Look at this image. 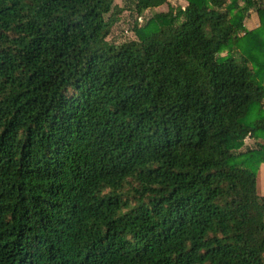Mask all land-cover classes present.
Listing matches in <instances>:
<instances>
[{"label": "trees", "instance_id": "obj_1", "mask_svg": "<svg viewBox=\"0 0 264 264\" xmlns=\"http://www.w3.org/2000/svg\"><path fill=\"white\" fill-rule=\"evenodd\" d=\"M168 1L0 0V264H264V0Z\"/></svg>", "mask_w": 264, "mask_h": 264}, {"label": "rangeland", "instance_id": "obj_2", "mask_svg": "<svg viewBox=\"0 0 264 264\" xmlns=\"http://www.w3.org/2000/svg\"><path fill=\"white\" fill-rule=\"evenodd\" d=\"M114 1L116 4L120 6L126 3V0H114ZM186 3H187L186 0H169L167 3L159 7L145 10L141 14H136L134 11L130 9H125L120 13L118 21L113 25L108 39L115 43H120L122 41L130 40V39H136V35L133 31V26L135 23L137 25H142L145 23L146 20L151 18L154 13H157L159 11H166L169 6L172 7H177L179 5L184 6ZM239 3L241 6L244 5L243 1H240ZM250 11L253 12L252 17H249V19H247L249 12L245 15V18L247 19L245 25H247L248 27L249 26L252 27L253 24L250 25V22L251 19L254 18L253 15H256V13H254L255 12L254 9H250ZM226 53L227 51L225 50L221 53V55H225ZM246 147H251V148L255 147L254 139L252 140L247 139L244 147L241 149L243 150ZM255 171L257 173V178H258L257 179L258 192L261 195H264V162H260L255 168Z\"/></svg>", "mask_w": 264, "mask_h": 264}, {"label": "crops", "instance_id": "obj_3", "mask_svg": "<svg viewBox=\"0 0 264 264\" xmlns=\"http://www.w3.org/2000/svg\"><path fill=\"white\" fill-rule=\"evenodd\" d=\"M254 13H256V12H254ZM252 14H253V12L252 11H249V14H248V16H247V19H249V17H252ZM253 17L254 18H250L251 19V22H250V25H252V27H248L247 25H245V26H247L246 28H248V29H252V28H255L256 26H258V24H259V20H258V15H257V13H256V15H253ZM246 18H245V20H244V23H246V20H247ZM247 139H250V140H252L253 138H247ZM247 139H245V143H246V140ZM255 141V140H254ZM244 150V149H243Z\"/></svg>", "mask_w": 264, "mask_h": 264}]
</instances>
